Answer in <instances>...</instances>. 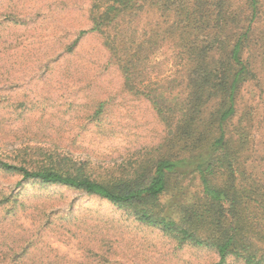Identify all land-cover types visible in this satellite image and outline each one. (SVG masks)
<instances>
[{
    "label": "rangeland",
    "instance_id": "1",
    "mask_svg": "<svg viewBox=\"0 0 264 264\" xmlns=\"http://www.w3.org/2000/svg\"><path fill=\"white\" fill-rule=\"evenodd\" d=\"M94 0H0V159L35 168L50 164L106 183L142 178L147 163L169 148L165 122L150 99L171 85L182 91L186 55L169 40L146 59L135 89L101 33L91 28ZM243 20L246 0H229ZM248 52L256 77L237 97L232 147L247 126L241 160L264 192V0ZM168 13L147 7L131 23L136 37L166 28ZM243 21L235 25L239 30ZM0 167V264H216L211 247L181 243L132 210L82 189ZM181 201L200 191L198 178ZM169 194L162 201L170 200ZM263 200L262 197H260ZM251 197L248 216L256 214ZM248 201V200H247ZM246 207V206H245ZM227 264H245L229 256Z\"/></svg>",
    "mask_w": 264,
    "mask_h": 264
},
{
    "label": "trees",
    "instance_id": "2",
    "mask_svg": "<svg viewBox=\"0 0 264 264\" xmlns=\"http://www.w3.org/2000/svg\"><path fill=\"white\" fill-rule=\"evenodd\" d=\"M261 5L262 0H246L241 20L229 0H94L91 28L81 30L72 47L88 32L101 33L131 89L162 41L169 40L187 57L180 93L171 85L137 90L165 122L168 150L147 163L142 178L113 184L50 164L30 168L0 159V167L20 173L21 182L82 189L132 210L137 220L162 228L181 243L215 249L216 264H227L229 256L245 264H264V224L248 216L253 196L256 214L264 215V192L240 155L248 128L237 133L239 152L232 147L229 129L242 86L256 77L248 52ZM147 7L168 13L170 21L166 28L136 37L131 23ZM241 21L242 27L233 30ZM188 178H198L200 191L181 201L190 186L184 184ZM167 194L170 200L162 201Z\"/></svg>",
    "mask_w": 264,
    "mask_h": 264
}]
</instances>
